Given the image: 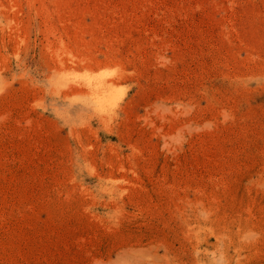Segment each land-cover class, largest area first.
<instances>
[{
	"label": "rangeland",
	"instance_id": "rangeland-1",
	"mask_svg": "<svg viewBox=\"0 0 264 264\" xmlns=\"http://www.w3.org/2000/svg\"><path fill=\"white\" fill-rule=\"evenodd\" d=\"M0 264H264V0H0Z\"/></svg>",
	"mask_w": 264,
	"mask_h": 264
}]
</instances>
